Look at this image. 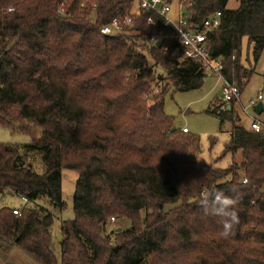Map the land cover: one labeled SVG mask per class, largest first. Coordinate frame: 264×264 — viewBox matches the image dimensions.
<instances>
[{
    "label": "trees",
    "instance_id": "1",
    "mask_svg": "<svg viewBox=\"0 0 264 264\" xmlns=\"http://www.w3.org/2000/svg\"><path fill=\"white\" fill-rule=\"evenodd\" d=\"M237 1L228 8V0H187L183 16L201 23L220 12L207 46L242 92L264 49V0ZM82 2L0 0V125L31 137L23 147L0 142V198L27 201L18 215L0 206V257L18 247L39 264H264V133L233 125L222 155L240 159L201 165L199 137L164 112L168 89L151 91L157 80L198 89L207 74L182 60L174 29L160 17L149 24L142 11L129 33L106 36L100 27L130 0ZM244 50L251 66L241 62ZM262 79L264 91V72ZM220 105L211 111L222 126L236 116ZM21 150L39 152L44 171L32 170ZM63 168L77 179L73 218L60 222L58 241L53 215L36 200L64 207ZM209 191L237 200L239 223L228 238L222 218L200 206ZM111 217L131 226L108 233Z\"/></svg>",
    "mask_w": 264,
    "mask_h": 264
},
{
    "label": "rangeland",
    "instance_id": "2",
    "mask_svg": "<svg viewBox=\"0 0 264 264\" xmlns=\"http://www.w3.org/2000/svg\"><path fill=\"white\" fill-rule=\"evenodd\" d=\"M187 5V0H172L170 3L171 11L169 15H175L179 5ZM237 0H228L227 7H237ZM131 34V33H130ZM246 46L245 39L243 47ZM241 62L247 66L252 65V58L245 53H241ZM264 72V49L260 55L258 62L255 65V70L251 76L248 84L241 92L240 102L242 106L248 105L249 97H255L258 92L263 94L262 89L263 81L262 74ZM157 74L165 75L161 68L156 69ZM168 89L164 95L163 109L166 115L173 116L175 119L176 127H186L190 134L199 137L201 152L197 155V160L201 165L207 167L226 168L232 161V158L239 160V154L232 156L230 153L223 154L224 145L230 137V131L233 125H242L244 127L250 124V119L240 108L238 104L234 105V120H225L220 126L219 116L212 112L213 108L221 106L219 100L221 80L218 77L207 75L203 80V85L198 89L179 91L172 88L171 83L168 81L157 80L152 83L151 96L160 92L162 88ZM222 108V107H221ZM247 113L258 119L264 120V114L254 112L250 106H247ZM237 117L239 120H237ZM215 137L212 144L210 139ZM31 141L28 134L11 132L9 129L0 125V142L18 144L23 147ZM21 154L27 164H30L32 170L36 173L44 171V163L42 155L37 152H26L21 150ZM61 195L64 201L62 209L53 206L46 197H41L36 200V203L43 205L52 215L53 223L51 225L52 237L61 240L62 234L59 230L60 222L62 220H69L73 218L72 198L77 179V173L71 169L63 168L61 170ZM4 197V196H3ZM1 197V198H3ZM0 198V206L7 205L12 208H20L27 201L16 195H6L2 201ZM176 204H167L164 210L170 209ZM144 216V213H141ZM131 226L130 221L125 218H116L114 221L108 222V233L114 228L127 229ZM0 264H39L36 260L30 257L27 253L19 249L13 248L7 256L0 257Z\"/></svg>",
    "mask_w": 264,
    "mask_h": 264
},
{
    "label": "built area",
    "instance_id": "3",
    "mask_svg": "<svg viewBox=\"0 0 264 264\" xmlns=\"http://www.w3.org/2000/svg\"><path fill=\"white\" fill-rule=\"evenodd\" d=\"M89 0H83L84 2ZM190 5V3H188ZM94 7V4H93ZM13 8L9 7L8 11ZM62 10V9H61ZM142 11L149 13L147 22L153 24L154 19L152 15H156L161 18L164 26H171L174 29V36L177 42L182 46V60L192 59L197 62L200 68L210 76L218 77L221 80L220 95L222 100L232 105L238 103L241 106V110L248 115L250 119V130L253 132L264 133V120L258 119L255 116L247 113V106L254 108L255 104L262 100V92L248 101L247 106H242L240 103V90L238 86L229 81L223 74V63L220 58L212 56L207 46V35L213 32L220 24V12L216 11L208 15L201 23L187 22L183 16V6L179 5V12L176 19H173L169 13L171 11L170 3L167 0H130L128 9L112 18V20L100 27V33L106 36H113L116 34L129 33L131 25L133 24V18L139 15ZM132 28H135L133 25ZM154 38H150V42H153ZM167 48H165V51ZM1 56V53H0ZM182 131H187L186 127L181 128ZM243 182H247L244 178ZM25 201V198H22ZM14 214H19V210L14 208ZM111 221L115 218L111 217Z\"/></svg>",
    "mask_w": 264,
    "mask_h": 264
},
{
    "label": "clouds",
    "instance_id": "4",
    "mask_svg": "<svg viewBox=\"0 0 264 264\" xmlns=\"http://www.w3.org/2000/svg\"><path fill=\"white\" fill-rule=\"evenodd\" d=\"M237 200L229 197L223 192L209 191L204 193L200 201L205 215L222 218V236L228 238L233 235V227L239 223L238 213L235 205Z\"/></svg>",
    "mask_w": 264,
    "mask_h": 264
},
{
    "label": "crops",
    "instance_id": "5",
    "mask_svg": "<svg viewBox=\"0 0 264 264\" xmlns=\"http://www.w3.org/2000/svg\"><path fill=\"white\" fill-rule=\"evenodd\" d=\"M178 11H176V13H175V15H170L173 19H176V17L178 16V12H179V8L177 9ZM263 80V79H262ZM240 97H241V93H240ZM252 98H254V97H249V99L247 100V101H249L250 99H252ZM219 100H220V102L222 103L223 102V100H222V98H221V95L219 94ZM262 102H263V99H262ZM241 103V102H240ZM235 104H238V103H234V104H232V105H229V104H227L226 105V108L227 109H234V105ZM239 105V104H238ZM263 105H264V102H263ZM240 106V105H239ZM240 108H241V106H240ZM253 109V111L254 112H257L254 108H252ZM259 113V112H258ZM261 114H264V112L262 113L261 112ZM237 120H239V118H237ZM184 127V126H183ZM246 128H250V124L248 125V126H246Z\"/></svg>",
    "mask_w": 264,
    "mask_h": 264
},
{
    "label": "water",
    "instance_id": "6",
    "mask_svg": "<svg viewBox=\"0 0 264 264\" xmlns=\"http://www.w3.org/2000/svg\"><path fill=\"white\" fill-rule=\"evenodd\" d=\"M160 43H161V42L159 41L157 44H160ZM254 109H255L257 112H259V113H261V112L263 111V109H264V105H263L262 100H259V101L255 104ZM58 237L60 238L61 236H58ZM59 238H58V240H59Z\"/></svg>",
    "mask_w": 264,
    "mask_h": 264
}]
</instances>
